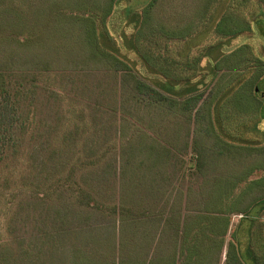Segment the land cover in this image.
<instances>
[{"label": "rangeland", "instance_id": "obj_1", "mask_svg": "<svg viewBox=\"0 0 264 264\" xmlns=\"http://www.w3.org/2000/svg\"><path fill=\"white\" fill-rule=\"evenodd\" d=\"M234 1L120 0L105 17L109 43L97 50L86 43L81 17L96 10L102 16L98 8L108 0H0V95L8 93L19 113L0 157V264H226L244 214L221 192L233 189L234 205L246 182L227 183L240 180L258 156L214 154L216 134L199 135L202 124L177 107L186 86L177 94L164 90L166 79L148 70L124 35L135 34L138 18H127V10L152 3L154 25L196 30L191 46L221 40L231 51L247 42L264 59V39L248 29L257 7L235 13L242 35L212 33ZM224 73L194 80L202 101ZM140 82L175 103L139 102ZM263 175L256 169L248 179ZM82 191L91 205L80 203ZM258 191L246 193L242 210L264 199ZM83 212L89 223H79ZM219 214L230 218L228 232L202 235ZM252 217L264 220V211Z\"/></svg>", "mask_w": 264, "mask_h": 264}, {"label": "trees", "instance_id": "obj_2", "mask_svg": "<svg viewBox=\"0 0 264 264\" xmlns=\"http://www.w3.org/2000/svg\"><path fill=\"white\" fill-rule=\"evenodd\" d=\"M119 1L108 0L104 6L99 7L98 9L105 12L102 16L96 10L97 13L94 15L81 17L84 20L83 25L86 30V43L92 49L97 48L99 50L102 46L107 47L109 41L105 27L108 28L109 26H107L105 17L113 11L115 6H118ZM152 6L153 4L150 3L140 12L132 11V9L127 10V18L128 16L138 18L134 23L135 34L133 33L128 37L124 35L125 43L130 44L129 49L139 55L148 70L162 77L159 79H166L164 83H161L164 90L176 93L177 86H186V90L181 92L184 95L179 96L184 99L178 103L177 107L186 115V118L194 119L197 124H202L200 127H196L199 135L216 134L213 143L214 154L236 159L258 156V160L245 170L240 180L237 177L236 182L229 179L231 181L227 183V186L232 185L234 188L241 186L242 182H246L241 187L245 190H241L242 193L237 196L236 203L232 204V198L229 195L231 192L229 190L233 189L228 188L226 192L221 193L226 194V198H228L226 202L232 206L230 209H239L236 211H242L244 214L235 231L236 240L230 243L226 264H261L262 259H264V220L255 219L252 216L256 212L264 211V199L250 203L245 210H242L241 203L245 200L246 193L252 188H261L262 191H258L257 194L264 195V175L255 179H248V176L256 169H264V92L254 91V88L264 90V65L262 64L264 59L262 55L255 54L247 42L241 43L231 51L224 49V44H220L221 40L207 46H201L200 43L191 46L190 41L198 35L196 30L191 28L177 30L162 24L154 25L152 14L150 15ZM255 7H257L258 13H250L253 19H251V26L248 29L264 39V4L260 2L258 6H255V2L253 3L252 0H235L232 2L229 10L213 27L212 33L216 37L227 39L242 35L246 29L243 30L236 25L235 13L248 12L254 10ZM104 53L106 52L104 51ZM124 57L127 59L126 56ZM205 60H207V64L204 62ZM257 61H261V65L252 64ZM132 64L133 66L137 65L135 62ZM222 71L225 72L224 77L220 75L221 78L218 81L223 82V84L216 86L208 94V98L202 101L203 94L199 93V89H197L200 81L194 80L197 77L213 80ZM224 78L226 79L225 82L223 81ZM208 84V82L204 83L205 86ZM187 92L191 95L186 97ZM135 98L143 103L162 102L170 106L175 103L157 88L144 82L137 84ZM18 114V108L11 96L6 92L1 94L0 157L5 146L14 137L19 120ZM205 121L209 123L203 126ZM198 159L201 160V158ZM220 185L226 186L221 182ZM80 198L82 205H91L92 197L88 193L82 191ZM131 213L135 215L137 211L131 210ZM79 220L81 224L89 223L91 217L89 213L83 212L80 214ZM168 220L172 221L171 219ZM210 220L212 221L211 231H209V226H206L202 235L212 233L214 228L220 230L223 236L228 232L229 217L219 214ZM175 231L179 232L178 226L175 227ZM244 233H247L248 236L246 243L242 240ZM216 253V261H219L222 250L219 249Z\"/></svg>", "mask_w": 264, "mask_h": 264}, {"label": "water", "instance_id": "obj_3", "mask_svg": "<svg viewBox=\"0 0 264 264\" xmlns=\"http://www.w3.org/2000/svg\"><path fill=\"white\" fill-rule=\"evenodd\" d=\"M256 91H258V88L256 89Z\"/></svg>", "mask_w": 264, "mask_h": 264}]
</instances>
